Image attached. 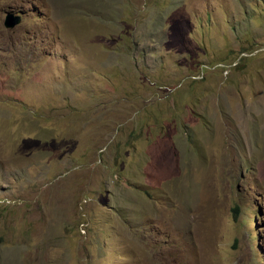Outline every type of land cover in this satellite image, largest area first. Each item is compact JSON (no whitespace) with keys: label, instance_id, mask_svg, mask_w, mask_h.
<instances>
[{"label":"rangeland","instance_id":"obj_1","mask_svg":"<svg viewBox=\"0 0 264 264\" xmlns=\"http://www.w3.org/2000/svg\"><path fill=\"white\" fill-rule=\"evenodd\" d=\"M0 264H264V0H0Z\"/></svg>","mask_w":264,"mask_h":264},{"label":"water","instance_id":"obj_2","mask_svg":"<svg viewBox=\"0 0 264 264\" xmlns=\"http://www.w3.org/2000/svg\"><path fill=\"white\" fill-rule=\"evenodd\" d=\"M22 19V15H20V13L9 11L6 13L4 25L8 29H13L22 23Z\"/></svg>","mask_w":264,"mask_h":264},{"label":"trees","instance_id":"obj_3","mask_svg":"<svg viewBox=\"0 0 264 264\" xmlns=\"http://www.w3.org/2000/svg\"><path fill=\"white\" fill-rule=\"evenodd\" d=\"M240 214V209L239 207H236L235 208V218L237 219L238 218V215Z\"/></svg>","mask_w":264,"mask_h":264}]
</instances>
